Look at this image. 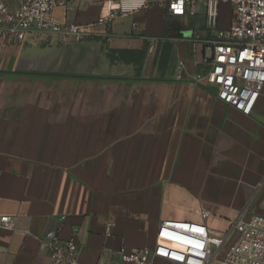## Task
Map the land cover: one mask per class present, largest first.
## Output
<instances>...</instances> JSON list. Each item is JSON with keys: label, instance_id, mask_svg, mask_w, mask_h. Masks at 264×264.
Listing matches in <instances>:
<instances>
[{"label": "crops", "instance_id": "0c3cea01", "mask_svg": "<svg viewBox=\"0 0 264 264\" xmlns=\"http://www.w3.org/2000/svg\"><path fill=\"white\" fill-rule=\"evenodd\" d=\"M166 1L119 13L105 36L76 45L40 35L0 55V219L12 220L0 223V264H48L51 231L75 237L80 264H122L120 249L153 247L164 221L199 223L207 211L205 225L225 232L245 212L264 216V90L245 116L196 82L199 42L213 36L197 27L206 10L173 17ZM102 4L79 0L53 18L91 24ZM10 81L42 83L46 98L79 88L73 100L61 91L67 104L47 101L56 116L45 119L40 107L7 105Z\"/></svg>", "mask_w": 264, "mask_h": 264}, {"label": "built area", "instance_id": "2783aa9c", "mask_svg": "<svg viewBox=\"0 0 264 264\" xmlns=\"http://www.w3.org/2000/svg\"><path fill=\"white\" fill-rule=\"evenodd\" d=\"M99 19L91 24H65L54 21L56 9L77 4L79 0H0V55L22 48L30 37H59L64 44H80L105 36L100 27H109L119 13H127L145 4L143 0H102ZM173 17H194L203 3L206 28L213 33L202 40L204 53L197 62L195 81L213 86L216 98L245 116H250L264 90V0H167ZM230 7V24L220 27L221 7ZM154 39L149 49L156 50ZM207 49L210 54L207 56ZM183 62L179 70L184 71ZM209 217L201 212L202 222L164 221L160 224L153 247H122V264H264V216L245 212L225 232L210 230L204 223ZM64 220V218L62 219ZM0 223L12 229L10 217ZM114 227L111 223L107 232ZM49 252L48 264H80L75 237L62 241L51 231L43 240ZM112 264V263H108Z\"/></svg>", "mask_w": 264, "mask_h": 264}, {"label": "rangeland", "instance_id": "374dc122", "mask_svg": "<svg viewBox=\"0 0 264 264\" xmlns=\"http://www.w3.org/2000/svg\"><path fill=\"white\" fill-rule=\"evenodd\" d=\"M150 3H154L159 0H147ZM228 5H223L221 7V20H220V27L225 28L228 26V12H229ZM177 26L182 27L183 25H180L179 23ZM197 27L201 32H206V21H199L197 24ZM43 36V35H42ZM188 42V40H186ZM196 51V44L192 43V53L195 55ZM200 51V50H199ZM207 56L210 54V51L207 49L206 52ZM79 84H71L70 89L64 88L63 86L57 87L56 91L57 94L55 98H46L44 97L43 92H47L48 89L45 88L44 84L37 83L36 81L31 82H15L10 81L5 86L4 90V101L7 103L9 107L18 108L19 107H40L41 116L45 119H54V114H50L48 110L45 109V107L48 105L47 101L53 102L55 105H64L67 104L69 98L66 97L65 99L61 95V91L63 90H69L70 91V97L71 100H73V96L75 92L78 91ZM83 91L86 92L88 88H85V86H82ZM54 89V88H52ZM59 90V93H58ZM91 101V104H94L96 101L95 99H89Z\"/></svg>", "mask_w": 264, "mask_h": 264}, {"label": "trees", "instance_id": "16d2710c", "mask_svg": "<svg viewBox=\"0 0 264 264\" xmlns=\"http://www.w3.org/2000/svg\"><path fill=\"white\" fill-rule=\"evenodd\" d=\"M173 48H174V45L172 43H169V42H167L163 45V50H162L163 52H162V57H161L163 66H166V64L169 63V60H170L172 52H173ZM119 54L121 57H124V55L126 53L121 52Z\"/></svg>", "mask_w": 264, "mask_h": 264}, {"label": "bare ground", "instance_id": "6f19581e", "mask_svg": "<svg viewBox=\"0 0 264 264\" xmlns=\"http://www.w3.org/2000/svg\"><path fill=\"white\" fill-rule=\"evenodd\" d=\"M132 1H139V2H141V1H143V0H132Z\"/></svg>", "mask_w": 264, "mask_h": 264}]
</instances>
